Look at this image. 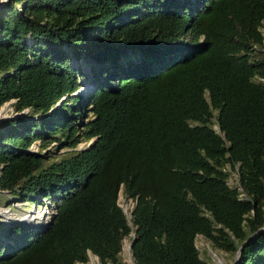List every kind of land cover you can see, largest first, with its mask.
<instances>
[{
  "label": "trees",
  "instance_id": "trees-1",
  "mask_svg": "<svg viewBox=\"0 0 264 264\" xmlns=\"http://www.w3.org/2000/svg\"><path fill=\"white\" fill-rule=\"evenodd\" d=\"M263 20L264 0H0V189L53 205L0 220V264H125L130 232L133 264H209L197 234L264 264Z\"/></svg>",
  "mask_w": 264,
  "mask_h": 264
},
{
  "label": "rangeland",
  "instance_id": "rangeland-1",
  "mask_svg": "<svg viewBox=\"0 0 264 264\" xmlns=\"http://www.w3.org/2000/svg\"><path fill=\"white\" fill-rule=\"evenodd\" d=\"M261 30L264 34V20L261 26ZM85 69V63H82ZM90 81L82 80L80 82V86L77 92H85L86 90L92 87ZM4 109V110H3ZM0 110H2L0 114V119L5 118L16 114L13 111L10 103H4L0 106ZM6 111V112H5ZM213 128L218 129V125L216 122L212 123ZM90 140H80L77 144V147H83L89 143ZM40 139L34 140L30 144V148L32 150H39L46 154V157L49 159L59 158L63 151L66 149L65 147H61L57 144L56 140H52L48 142L45 147L40 145ZM225 168L229 171L227 177V183L231 186H235L238 184L237 181V173L233 170L229 164L225 165ZM118 204L122 207L127 217H130V209L133 205V200L128 198L126 199L121 191L118 192ZM42 211L45 212L44 220H49L51 213L53 211V205L45 199L44 201H37V200H21L18 197H15L13 194L1 190L0 189V220L6 222H18L23 225L33 224L36 225L37 222L40 221L37 217L39 216ZM33 217L31 223L26 218ZM26 220H24V219ZM28 221V222H27ZM46 221V222H47ZM45 222V223H46ZM133 232L123 238L122 240V247L120 251V258L125 264H133L131 249H130V236ZM195 245L198 248L199 256L204 258L209 264H237L238 254L236 255L235 252L230 250H225L216 246L210 239L204 237L202 234H197L195 236ZM75 264H100L98 257L91 252H88V259L85 262H75Z\"/></svg>",
  "mask_w": 264,
  "mask_h": 264
},
{
  "label": "bare ground",
  "instance_id": "bare-ground-1",
  "mask_svg": "<svg viewBox=\"0 0 264 264\" xmlns=\"http://www.w3.org/2000/svg\"><path fill=\"white\" fill-rule=\"evenodd\" d=\"M4 110V109H3ZM2 110H0V114H1ZM6 112V111H5ZM45 212L46 211H42L40 214H38L39 216L37 217L38 219H40L39 222H37V224H41V223H45L47 220H44V217H45ZM24 219V218H23ZM27 220H29V223H31V221L33 220V217H28L26 218ZM24 219V220H26ZM34 221V220H33ZM28 222V221H27ZM40 226V225H39Z\"/></svg>",
  "mask_w": 264,
  "mask_h": 264
},
{
  "label": "water",
  "instance_id": "water-1",
  "mask_svg": "<svg viewBox=\"0 0 264 264\" xmlns=\"http://www.w3.org/2000/svg\"><path fill=\"white\" fill-rule=\"evenodd\" d=\"M6 103H9V101L6 102ZM5 117H6V116H5ZM133 240H134V239L132 238V240H131V242H130V244H129L130 248H131V246H132V242H133ZM243 243H244V242H242V243L239 245L238 249L236 250V252H235L236 255L239 253V251H240V249H241Z\"/></svg>",
  "mask_w": 264,
  "mask_h": 264
}]
</instances>
